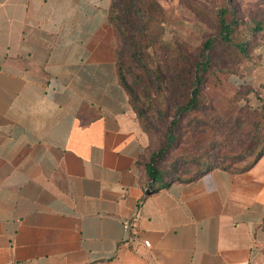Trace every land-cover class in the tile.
Wrapping results in <instances>:
<instances>
[{"label": "crops", "instance_id": "obj_1", "mask_svg": "<svg viewBox=\"0 0 264 264\" xmlns=\"http://www.w3.org/2000/svg\"><path fill=\"white\" fill-rule=\"evenodd\" d=\"M111 2L0 0V264H264V153L148 177Z\"/></svg>", "mask_w": 264, "mask_h": 264}, {"label": "rangeland", "instance_id": "obj_2", "mask_svg": "<svg viewBox=\"0 0 264 264\" xmlns=\"http://www.w3.org/2000/svg\"><path fill=\"white\" fill-rule=\"evenodd\" d=\"M138 2L148 5L151 29L156 39L173 43L187 55L190 62L197 59L204 40L218 33L216 8L224 4L232 7L241 30L254 22L264 24V0H229V3L227 0ZM211 55V69L202 88L201 111L190 116L189 123L187 119L182 122L179 142L157 162V166L165 172V180L172 177L187 179L194 173L196 160L188 152L195 141L189 130L199 121L200 127L208 129V139L200 144V161L210 158L213 163L230 164V168L238 170L251 160L247 156L249 142L238 133L247 132L248 120L254 115L252 109L264 104V36L256 34L252 37L248 56L218 44ZM131 70L132 73L126 74L128 84H132L131 74L136 72L134 68ZM249 88L260 92L259 95L247 91ZM164 105L165 101L162 100V107ZM148 115L155 126L150 135L159 149L164 141L165 122L153 110ZM206 166H201V169Z\"/></svg>", "mask_w": 264, "mask_h": 264}, {"label": "trees", "instance_id": "obj_3", "mask_svg": "<svg viewBox=\"0 0 264 264\" xmlns=\"http://www.w3.org/2000/svg\"><path fill=\"white\" fill-rule=\"evenodd\" d=\"M147 6L146 2L138 0H112L108 19L118 40L115 59L119 81L126 89L142 126L152 134L151 129L155 126L148 115L151 110L165 122L162 146L152 154L147 166L148 177L156 179L164 178L165 172L157 166V162L170 147L179 142L182 122L187 119L189 123L190 116L201 111L202 88L211 69L214 47L217 44L229 46L238 54L248 56L249 42H252V37L256 34L264 36V24L254 22L241 30L240 21L232 7L224 4L216 8L218 33L204 40L197 59L190 62L187 55L173 43L156 39L151 29V15ZM131 68L136 69V72L131 74L132 84H128L126 74L132 73ZM247 91L254 95L260 93L251 88ZM161 99L165 101L164 107ZM252 110L254 115L248 120L247 132L238 133L244 135L245 141L249 142L247 156L251 160L238 170L230 168V164L213 163L210 158L200 161V144L208 139V129L200 127L199 121L189 130L195 143L191 144L194 146L188 155L192 154L191 158L196 160V169L187 179L198 177L215 167L243 171L264 153V104ZM166 117H169L168 122ZM204 165L206 167L201 169ZM176 180L182 178L164 180L160 187Z\"/></svg>", "mask_w": 264, "mask_h": 264}, {"label": "built area", "instance_id": "obj_4", "mask_svg": "<svg viewBox=\"0 0 264 264\" xmlns=\"http://www.w3.org/2000/svg\"><path fill=\"white\" fill-rule=\"evenodd\" d=\"M123 230L125 232L124 241L126 243L139 240L138 235H137V231L135 230L131 220L126 219V220L123 221ZM141 243L145 247H149L150 246V242L147 239H142Z\"/></svg>", "mask_w": 264, "mask_h": 264}]
</instances>
